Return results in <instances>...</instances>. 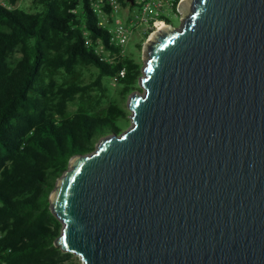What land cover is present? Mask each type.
Returning <instances> with one entry per match:
<instances>
[{"label": "water", "instance_id": "95a60500", "mask_svg": "<svg viewBox=\"0 0 264 264\" xmlns=\"http://www.w3.org/2000/svg\"><path fill=\"white\" fill-rule=\"evenodd\" d=\"M186 11L146 46L131 126L50 196L82 264H264V0Z\"/></svg>", "mask_w": 264, "mask_h": 264}, {"label": "trees", "instance_id": "16d2710c", "mask_svg": "<svg viewBox=\"0 0 264 264\" xmlns=\"http://www.w3.org/2000/svg\"><path fill=\"white\" fill-rule=\"evenodd\" d=\"M17 1L8 0L11 9L0 4V264H69L74 255L55 245L62 225L50 196L74 156L130 121L117 103L69 112L85 94L80 68L110 80L125 71L118 85L126 98L139 89L143 67L133 55L109 63L97 54L100 43L120 48L91 0H33L37 12Z\"/></svg>", "mask_w": 264, "mask_h": 264}, {"label": "built area", "instance_id": "2783aa9c", "mask_svg": "<svg viewBox=\"0 0 264 264\" xmlns=\"http://www.w3.org/2000/svg\"><path fill=\"white\" fill-rule=\"evenodd\" d=\"M91 0V7L99 16L101 28L111 34L112 45L120 48L119 53H113L103 43L97 47V54L106 62H113L118 56H125L126 46L135 36L140 37L135 47L146 46L159 34L175 28L171 18L178 17L181 21L185 16V0ZM11 9V6L2 4ZM108 9H105V6ZM121 15V18H118ZM125 71L118 77L111 78L113 85H118L119 77H124Z\"/></svg>", "mask_w": 264, "mask_h": 264}, {"label": "rangeland", "instance_id": "374dc122", "mask_svg": "<svg viewBox=\"0 0 264 264\" xmlns=\"http://www.w3.org/2000/svg\"><path fill=\"white\" fill-rule=\"evenodd\" d=\"M3 3L10 6L8 0H0V4ZM188 3L191 4V0ZM16 7L28 12H37L42 9L41 5L36 4L33 0H18ZM187 14L186 11L185 16H187ZM118 18H121V15H118ZM171 21L174 27L179 28L181 26L182 21L180 18L172 17ZM139 40L140 37H133L126 46V53L127 55H133V57L142 64V67H144L146 48L144 45L135 47ZM20 57L21 55L16 53L14 59H19ZM80 70L82 75L78 86L84 88L85 94L83 97H78L70 104L68 109L70 113H75L81 108L107 107L111 103H117L121 108L128 110V99L131 95H128L126 98L123 97L120 93V90L122 89L121 86L113 85L110 79H100L98 70L93 66H83ZM134 92L136 91H133L132 93ZM120 125L122 131H126L131 126V120L128 122L121 121ZM69 264H82V261L78 256L74 255Z\"/></svg>", "mask_w": 264, "mask_h": 264}, {"label": "bare ground", "instance_id": "6f19581e", "mask_svg": "<svg viewBox=\"0 0 264 264\" xmlns=\"http://www.w3.org/2000/svg\"><path fill=\"white\" fill-rule=\"evenodd\" d=\"M189 1H190V0H185V2H184V3H185L184 6H187V5L189 4V3H188ZM185 17H186V16H185Z\"/></svg>", "mask_w": 264, "mask_h": 264}]
</instances>
